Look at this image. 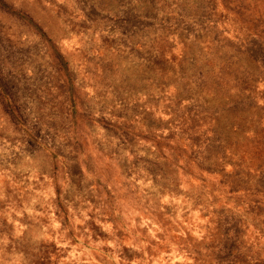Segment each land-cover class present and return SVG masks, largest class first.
Listing matches in <instances>:
<instances>
[{
  "label": "rangeland",
  "instance_id": "obj_1",
  "mask_svg": "<svg viewBox=\"0 0 264 264\" xmlns=\"http://www.w3.org/2000/svg\"><path fill=\"white\" fill-rule=\"evenodd\" d=\"M0 264H264V0H0Z\"/></svg>",
  "mask_w": 264,
  "mask_h": 264
}]
</instances>
